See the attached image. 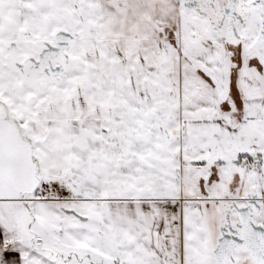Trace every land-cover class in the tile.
<instances>
[{
    "label": "crops",
    "instance_id": "crops-1",
    "mask_svg": "<svg viewBox=\"0 0 264 264\" xmlns=\"http://www.w3.org/2000/svg\"><path fill=\"white\" fill-rule=\"evenodd\" d=\"M174 1L0 0V264H24L50 228L77 263L206 264L203 211L215 204L219 238L241 192L264 228V91L207 112L186 102ZM254 25L232 41L264 88V15ZM237 157L255 164L221 167Z\"/></svg>",
    "mask_w": 264,
    "mask_h": 264
},
{
    "label": "rangeland",
    "instance_id": "rangeland-1",
    "mask_svg": "<svg viewBox=\"0 0 264 264\" xmlns=\"http://www.w3.org/2000/svg\"><path fill=\"white\" fill-rule=\"evenodd\" d=\"M174 3L177 11V24L175 29L173 31L169 30L167 35L181 56L185 101L201 107L204 106L205 112H207V109L212 104H218L223 108L226 105H233L242 100L241 104L245 105L247 97L262 93L264 91L262 84L263 74L257 63V58L251 53L248 57L250 63H246L242 59L246 54H241L240 49L235 48L239 46V41L230 40L229 42L222 38L221 31L224 26L222 12L226 7L224 0H175ZM235 15L236 28L240 36L243 37L242 39H245V42L254 40L256 32L254 31L255 33L252 34L249 32L248 27L255 24V30L257 26L262 25L264 0H236ZM253 45L255 48L256 44L254 43ZM235 63L237 64L235 65ZM8 88H11L10 84H8ZM1 109L0 106V118L3 121L6 115ZM17 134L19 135V131H17ZM229 162L234 164L235 167H249L255 164L248 158L242 164L239 158H236L233 161L222 162L224 165H221V167L228 166ZM188 163L185 162V167L189 165ZM184 178L189 184L197 180L200 181L199 183H204V180L207 183L211 180L210 178L209 180L207 179L206 169L198 176L195 174L190 175L185 169ZM247 178H249V175ZM247 183H249V180ZM213 194L211 197L217 198L219 192ZM240 194L234 204L241 207L245 204L247 198L245 196L246 193L241 192ZM36 196L38 197L39 193L34 190L30 199ZM13 207L14 211L20 212L21 210L23 213L25 211V214L30 217L28 212L32 211V205L28 208H23L19 205H13ZM214 212L215 204L210 207L206 206L203 211L207 238L206 264H216L213 258V249L218 239L216 225L220 226V223H218L220 220L219 218L217 219ZM0 213H5L4 205H0ZM236 218L235 214L232 215L230 223L234 224L237 222L235 221ZM33 230L37 231L35 225ZM39 238L43 239V243L35 241L37 252L34 256H25L24 264H89V261H95L93 255H90V258L79 256L78 259L82 258L84 260L82 263H77L76 256L81 254L79 246H77L78 251L57 249L55 247L56 244L60 245L59 247L65 246L67 240L59 236L57 231L52 228L49 229L48 233L41 234ZM248 261H250L249 264H262L254 261L242 248H237L233 252V262L245 264ZM107 263L117 264L110 260ZM231 263V260L225 259L223 264Z\"/></svg>",
    "mask_w": 264,
    "mask_h": 264
},
{
    "label": "water",
    "instance_id": "water-1",
    "mask_svg": "<svg viewBox=\"0 0 264 264\" xmlns=\"http://www.w3.org/2000/svg\"><path fill=\"white\" fill-rule=\"evenodd\" d=\"M224 2L226 7L222 12L224 18L222 38L227 41L239 39L236 28V0H224ZM253 207L258 209L254 198L247 201L245 207H235L239 221L236 227L240 230V235H236L231 227L221 234L213 251L216 264H222L225 259L232 260V254L237 248H244L254 261L264 264V228L253 223Z\"/></svg>",
    "mask_w": 264,
    "mask_h": 264
},
{
    "label": "built area",
    "instance_id": "built-area-1",
    "mask_svg": "<svg viewBox=\"0 0 264 264\" xmlns=\"http://www.w3.org/2000/svg\"><path fill=\"white\" fill-rule=\"evenodd\" d=\"M20 135L23 139H26V135L23 134V132H20ZM34 172H35V176L39 179L40 178V169H39V165L35 164L34 166ZM34 191L31 192H23L20 193L19 195V200L21 202H23L25 205H28L29 201L31 200L30 197L33 195ZM39 197H42L41 193H39Z\"/></svg>",
    "mask_w": 264,
    "mask_h": 264
},
{
    "label": "flooded vegetation",
    "instance_id": "flooded-vegetation-1",
    "mask_svg": "<svg viewBox=\"0 0 264 264\" xmlns=\"http://www.w3.org/2000/svg\"><path fill=\"white\" fill-rule=\"evenodd\" d=\"M251 199H252V197H249L248 199H246L245 204H244L243 206H241V207H245V206H247V201H249V200H251ZM228 206H229V205H228ZM234 206H235V204H234ZM237 207L240 208V206H237ZM229 208H230V209H229ZM230 210L233 211L234 208L231 209V207L229 206V207L226 209V213H228ZM255 210H257V208H254V207H253V209H252V214L255 213ZM226 218H227V217H226ZM236 224H239V221L235 222L234 224L230 223V221H227V223L225 224V226H224L223 231L221 232V234L224 233V232H227L228 229L231 227L233 230H235V234L239 236V235H240V230L236 227ZM220 236H221V235H220Z\"/></svg>",
    "mask_w": 264,
    "mask_h": 264
},
{
    "label": "trees",
    "instance_id": "trees-1",
    "mask_svg": "<svg viewBox=\"0 0 264 264\" xmlns=\"http://www.w3.org/2000/svg\"><path fill=\"white\" fill-rule=\"evenodd\" d=\"M237 158H239V157H237ZM248 159L250 158V157H247Z\"/></svg>",
    "mask_w": 264,
    "mask_h": 264
}]
</instances>
